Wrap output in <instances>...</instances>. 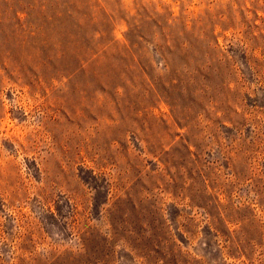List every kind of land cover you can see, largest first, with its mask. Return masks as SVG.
<instances>
[{
    "label": "rangeland",
    "instance_id": "374dc122",
    "mask_svg": "<svg viewBox=\"0 0 264 264\" xmlns=\"http://www.w3.org/2000/svg\"><path fill=\"white\" fill-rule=\"evenodd\" d=\"M89 4L110 44L43 64L33 0H0V264H264V0ZM164 14L205 16L206 75L126 47Z\"/></svg>",
    "mask_w": 264,
    "mask_h": 264
},
{
    "label": "trees",
    "instance_id": "16d2710c",
    "mask_svg": "<svg viewBox=\"0 0 264 264\" xmlns=\"http://www.w3.org/2000/svg\"><path fill=\"white\" fill-rule=\"evenodd\" d=\"M89 1L33 0V42L36 44L37 52L43 56V64L48 62L55 41L60 44L57 50L63 54L69 50L96 53L100 48L91 47L93 39L105 41V45L110 44L113 39L110 37L111 25L107 20L94 22V17L87 15L85 4L88 2L89 7ZM156 26L157 30L153 31V28L148 29L144 23H137L134 20L129 22V28L125 32L129 43L126 47H130L140 56L148 44L154 45L170 72L174 73L169 81L172 85L180 83L184 85L185 82L188 84L196 80L198 75H206L205 71L210 67L208 53L212 48V42L218 41L215 36L213 37L205 16H200L191 26L185 22L180 28L176 23V17L166 16L163 23H156ZM186 35L189 37L184 39ZM191 36L195 37L199 44H194L190 40ZM179 51L185 56L184 66L180 69L175 68L176 65L172 62V56ZM201 52L203 57L199 59L197 54ZM140 66L145 71L146 65L140 63Z\"/></svg>",
    "mask_w": 264,
    "mask_h": 264
}]
</instances>
